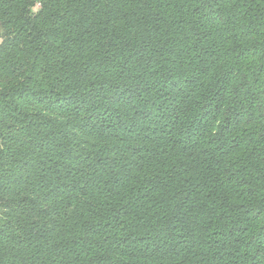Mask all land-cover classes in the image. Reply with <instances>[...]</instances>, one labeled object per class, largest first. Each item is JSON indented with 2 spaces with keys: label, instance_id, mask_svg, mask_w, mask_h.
I'll use <instances>...</instances> for the list:
<instances>
[{
  "label": "trees",
  "instance_id": "obj_1",
  "mask_svg": "<svg viewBox=\"0 0 264 264\" xmlns=\"http://www.w3.org/2000/svg\"><path fill=\"white\" fill-rule=\"evenodd\" d=\"M0 264H264V0H0Z\"/></svg>",
  "mask_w": 264,
  "mask_h": 264
},
{
  "label": "crops",
  "instance_id": "obj_2",
  "mask_svg": "<svg viewBox=\"0 0 264 264\" xmlns=\"http://www.w3.org/2000/svg\"><path fill=\"white\" fill-rule=\"evenodd\" d=\"M1 41H2V38H1V36H0V43H1Z\"/></svg>",
  "mask_w": 264,
  "mask_h": 264
}]
</instances>
